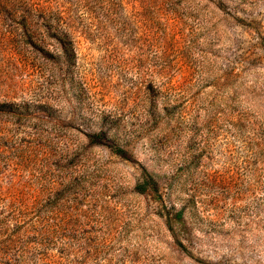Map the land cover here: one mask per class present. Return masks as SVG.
Wrapping results in <instances>:
<instances>
[{"label":"rangeland","instance_id":"1","mask_svg":"<svg viewBox=\"0 0 264 264\" xmlns=\"http://www.w3.org/2000/svg\"><path fill=\"white\" fill-rule=\"evenodd\" d=\"M0 264H264V0H0Z\"/></svg>","mask_w":264,"mask_h":264},{"label":"trees","instance_id":"2","mask_svg":"<svg viewBox=\"0 0 264 264\" xmlns=\"http://www.w3.org/2000/svg\"><path fill=\"white\" fill-rule=\"evenodd\" d=\"M0 107H5V103H0Z\"/></svg>","mask_w":264,"mask_h":264}]
</instances>
